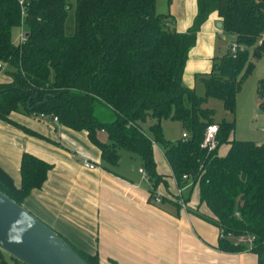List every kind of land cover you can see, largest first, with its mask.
Instances as JSON below:
<instances>
[{
  "label": "trees",
  "instance_id": "trees-1",
  "mask_svg": "<svg viewBox=\"0 0 264 264\" xmlns=\"http://www.w3.org/2000/svg\"><path fill=\"white\" fill-rule=\"evenodd\" d=\"M74 1V33L67 36L70 0H0V71L9 77L0 84V91L6 90L0 95V120L15 124L12 112L57 117L58 124L87 132L105 167L118 164L120 151L138 156L153 202L158 186L166 184L156 171L158 145L178 186H190L188 193L198 187L199 202L209 214L186 210L218 229L216 249L251 252L257 264H264V143L232 139L234 121L216 122L214 110L205 107L213 98L234 114L241 82L254 67L251 58L264 54V0H197V14L185 33L175 31L169 13L156 12L157 0ZM212 13L237 49L215 58L210 73L200 75L205 89L200 97L182 79L188 52ZM17 27L25 35L20 45L12 42ZM96 107L110 110L114 119H99ZM163 121L180 123L186 138L166 139ZM211 124L218 132L216 148L208 151L200 145ZM98 131L106 132L108 142L97 140ZM222 145L228 150L219 156ZM50 168L24 153L20 188L0 169V192L21 205L41 188ZM183 200L187 204L189 196ZM240 236L254 240L238 243ZM73 249L87 264H99L96 256ZM6 256L0 250V264H9Z\"/></svg>",
  "mask_w": 264,
  "mask_h": 264
},
{
  "label": "crops",
  "instance_id": "crops-1",
  "mask_svg": "<svg viewBox=\"0 0 264 264\" xmlns=\"http://www.w3.org/2000/svg\"><path fill=\"white\" fill-rule=\"evenodd\" d=\"M158 1L160 12L174 19L175 31L185 33L197 14V0H170L169 5L167 0H157L156 8ZM218 23L221 20L217 14H210L188 52L182 80L189 88L198 75L209 74L213 60L221 57L216 38L224 34ZM8 81L6 76L0 84ZM97 110L96 107L99 119H114L110 110L99 112L102 117ZM9 119L15 124L0 120V169L14 187L21 186L20 162L24 153L51 166L41 188L32 190L21 206L76 250L96 256L99 264H257V256L251 252L225 253L216 249L218 229L193 213L209 214L199 202L197 186L191 193L190 186L182 190L183 196H189L186 206L193 212L176 205L180 187L158 145H154V153L156 148L159 151L154 157L156 171L165 177L166 184L157 188L164 201L154 203L149 201L151 185L139 172L140 161L130 157L129 162L119 160L115 167H105L100 149L87 132L62 126L50 117L12 112ZM164 122L168 121L162 122V128ZM183 133L182 130L180 137ZM96 138L101 143L108 142L104 131H98ZM227 150L228 147L224 154L218 152L219 156ZM83 161L95 168L88 169ZM169 182L176 187L175 194L168 189ZM194 188L198 195L191 204Z\"/></svg>",
  "mask_w": 264,
  "mask_h": 264
},
{
  "label": "rangeland",
  "instance_id": "rangeland-1",
  "mask_svg": "<svg viewBox=\"0 0 264 264\" xmlns=\"http://www.w3.org/2000/svg\"><path fill=\"white\" fill-rule=\"evenodd\" d=\"M72 3V8L68 11L64 32L67 36H71L74 33V0H70ZM161 2L158 1V6L156 8L157 13L160 12ZM165 13V12H164ZM20 29L12 30V40L15 43L19 41ZM220 31V29H219ZM218 47L220 51V56L226 55L232 44V37L230 35L224 34L217 36ZM251 61L254 64L251 72L243 79L240 85V89L236 95L235 99V111L233 115L228 114L222 105V102L217 99L210 98L207 100L205 107L213 109L215 112L214 119L216 122H220L223 119L233 120L234 121V131L231 135V138L237 141H253L258 144L264 143V110L260 108L261 104L264 102V54L261 55L258 59L251 58ZM4 71V70H3ZM6 80L5 71H0V82ZM184 84V82H183ZM185 85V84H184ZM186 86V85H185ZM189 88V87H188ZM197 96L203 97L205 95V89L202 81L200 80V75H198L195 80L191 82V87ZM97 112L100 117L99 112L105 111L103 107H97ZM102 110V111H101ZM106 112V111H105ZM176 122H164L163 131L165 137L171 141L177 140L180 138L182 132V127L178 126ZM227 149V145H222L218 152L219 154H224ZM159 151L156 148L154 153L157 155ZM130 157H133L137 161H140L138 156L133 155L126 151H120V160L122 162H129ZM156 161V160H155ZM160 162V160L158 159ZM157 163V161H156ZM168 189L175 194L176 187L172 182H169ZM163 191L166 192L165 188ZM198 191L197 188H194L191 194V204H193L197 199ZM204 207V206H203ZM6 260L9 264H15V262L9 257L6 256Z\"/></svg>",
  "mask_w": 264,
  "mask_h": 264
},
{
  "label": "water",
  "instance_id": "water-1",
  "mask_svg": "<svg viewBox=\"0 0 264 264\" xmlns=\"http://www.w3.org/2000/svg\"><path fill=\"white\" fill-rule=\"evenodd\" d=\"M0 250L20 264H87L57 233L2 192Z\"/></svg>",
  "mask_w": 264,
  "mask_h": 264
},
{
  "label": "built area",
  "instance_id": "built-area-1",
  "mask_svg": "<svg viewBox=\"0 0 264 264\" xmlns=\"http://www.w3.org/2000/svg\"><path fill=\"white\" fill-rule=\"evenodd\" d=\"M20 34H19V41L18 44H22L24 42L25 39V35H24V31L22 30V27ZM236 45L234 43L231 44V53H235L236 52ZM44 115H40L39 118H44ZM53 122H57V117H53L51 118ZM217 132H218V126L216 124H211L209 126L206 127L205 133H204V138L203 141L200 145L201 149H206L208 151L214 150L216 148V136H217ZM183 138H186V134H182ZM83 164L85 165V167H87L88 169L92 170L94 169V165L87 163L86 161H83ZM139 172L142 174L143 178L148 181V177L145 173V171L143 169L139 170ZM183 179H186V177H183ZM182 190H184V188H180L179 189V193H178V201L180 206L183 209H186V204L183 200V195H182ZM161 197L157 194L154 198V203H160ZM238 217V213L235 214ZM230 236V235H228ZM254 240V238L252 237H245V236H240L237 239L238 243H248L249 245H251L252 241Z\"/></svg>",
  "mask_w": 264,
  "mask_h": 264
}]
</instances>
